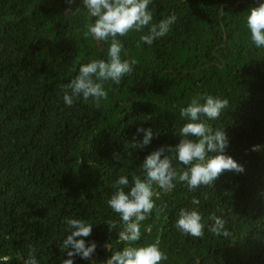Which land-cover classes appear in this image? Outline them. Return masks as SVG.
Returning <instances> with one entry per match:
<instances>
[{
  "label": "trees",
  "instance_id": "1",
  "mask_svg": "<svg viewBox=\"0 0 264 264\" xmlns=\"http://www.w3.org/2000/svg\"><path fill=\"white\" fill-rule=\"evenodd\" d=\"M260 3L152 0L151 24L172 14L175 23L151 45L141 39L151 24L117 37L122 58L136 64L119 85L105 82L107 99L96 108L82 98L70 107L63 100L79 67L107 59L111 42L89 33L95 18L82 0H0V257L9 256L7 264H22L30 248L39 264H62L69 219L92 224L84 240L96 243L91 259L76 255L74 264H105L125 247L123 224L108 205L113 182L143 178L147 155L180 142L187 122L180 109L205 94L229 100L208 123L225 130L226 154L244 171H225L213 186L191 192L178 181L170 192L154 185L157 208L141 222L134 246L159 240L167 254L161 264H264V48L246 25ZM138 127L154 132L143 148L133 147L143 137ZM172 163L178 173L187 168ZM181 208L200 212L203 238L178 230ZM213 216L226 221L228 237L209 231Z\"/></svg>",
  "mask_w": 264,
  "mask_h": 264
},
{
  "label": "clouds",
  "instance_id": "2",
  "mask_svg": "<svg viewBox=\"0 0 264 264\" xmlns=\"http://www.w3.org/2000/svg\"><path fill=\"white\" fill-rule=\"evenodd\" d=\"M73 0H67L71 4ZM89 17L95 18L88 27L89 33L99 41H108L107 59H93L79 67L78 75L63 88L65 105L71 106L80 98L84 102L92 101L96 108L101 101L106 100L108 92L105 82L111 81L119 85L126 75L132 73L136 61L122 58L123 47L119 36H127L130 31H140L151 24L153 13L149 8L152 0H82ZM71 11V10H69ZM175 14L151 24L148 34L141 37L151 45L155 40L164 37L175 23ZM247 28L250 30L251 40L256 48H264V3L250 8L246 18ZM203 100V102H201ZM229 106L227 98L205 94L194 96L191 102L180 109L181 117L186 123L181 127L178 135L180 142L175 146H161L146 156L142 163L143 178L134 176L129 186L126 175H120L112 184L114 191L108 200L113 212L119 215L123 229L119 232V239L126 246L112 252L105 264H161L167 260V254L160 248V241L144 246H134L141 238L140 224L154 209L155 200L160 193L154 191V185L164 192H170L176 187L175 182H183L191 192L201 186H213L218 177L225 171L243 172L244 167L232 156L226 154L229 138L224 129H214L208 121L217 120ZM137 133H143L142 139L134 140V148H143L150 144L154 132L151 128L138 127ZM158 134V133H156ZM260 146H255L258 150ZM174 152L175 157L164 153ZM173 159L187 166L186 170L177 172L173 166ZM200 201L193 197L192 204ZM167 207V205H164ZM213 224L209 231L228 237L226 221L219 217H212ZM109 230L116 227V222L107 221ZM70 234L60 244L61 252L67 250L68 259L62 264H74L76 255L84 259H91L96 250L95 241L86 244L84 237L92 232V224L81 219L67 221ZM178 230L193 238H203L205 224L200 212L195 209L181 208L176 220ZM109 249L108 244L105 245ZM9 256L0 257V264H7ZM22 264H39L36 249L30 248L29 254Z\"/></svg>",
  "mask_w": 264,
  "mask_h": 264
}]
</instances>
